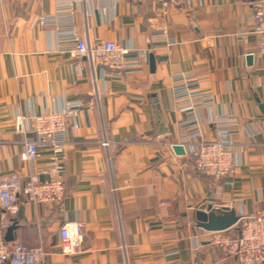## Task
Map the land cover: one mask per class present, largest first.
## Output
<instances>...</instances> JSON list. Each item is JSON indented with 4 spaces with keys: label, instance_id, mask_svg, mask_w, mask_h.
Masks as SVG:
<instances>
[{
    "label": "crops",
    "instance_id": "0c3cea01",
    "mask_svg": "<svg viewBox=\"0 0 264 264\" xmlns=\"http://www.w3.org/2000/svg\"><path fill=\"white\" fill-rule=\"evenodd\" d=\"M70 1L0 0V177L19 172L26 181L50 166L48 148L31 163L22 159L25 141L35 136L18 131V116L82 103L64 150L63 206L20 195L5 240L42 246L44 264H214L223 253L197 226L196 210L213 204L244 216L264 209V57L250 19L258 0H192L189 8L185 0H167L168 6L164 0H78L81 37L142 54L140 66L120 73L57 48L56 25L39 18ZM183 72L196 74L215 95V104L197 115L206 140L217 136V116L234 119L237 165L218 182L199 173L188 153L174 150L190 129L191 118L172 92ZM75 222L84 223L83 242L65 254L60 231Z\"/></svg>",
    "mask_w": 264,
    "mask_h": 264
},
{
    "label": "built area",
    "instance_id": "2783aa9c",
    "mask_svg": "<svg viewBox=\"0 0 264 264\" xmlns=\"http://www.w3.org/2000/svg\"><path fill=\"white\" fill-rule=\"evenodd\" d=\"M71 0L65 8H59L52 16L42 15V25H56L58 30L57 48L71 49L80 58H87L93 67L100 66L105 73H120L141 65L142 54H135L133 48L120 46L114 41L99 40L89 42L80 36L76 25V9ZM192 0H185L190 7ZM168 6L169 1L164 0ZM66 16V17H63ZM195 19V14H192ZM250 19L254 30L260 37L259 53L264 57V0L252 5ZM166 35L167 31L164 30ZM78 75L83 73L81 62L76 63ZM173 99L176 106L186 112L190 120V129L181 143L195 164L196 170L211 178L214 182L230 176L236 168L237 142L233 138L231 126L234 119L222 115L215 118L217 136L206 140L198 121L202 109H210L216 102L210 90L201 87L194 73L176 74L173 86ZM82 106L79 101H66L62 109L52 110L40 115H20L16 119L19 132L32 133L35 138L25 141V150L21 157L33 162L40 156L41 149L51 150L50 166L46 170L32 172L28 180H23L19 172L0 177V203L2 220L0 221V264H44L46 250L42 246L29 247L20 243L9 244L4 237L6 229L13 224L12 215L17 212V201L22 195L26 202L62 207L67 194L64 180L65 147L68 141L69 127ZM108 145V142H104ZM47 175V178H43ZM84 223L65 224L61 231V250L65 254L76 252L83 242ZM207 241L222 251L223 257L214 264H264V209L253 214L241 216L237 226L225 231H206Z\"/></svg>",
    "mask_w": 264,
    "mask_h": 264
},
{
    "label": "water",
    "instance_id": "95a60500",
    "mask_svg": "<svg viewBox=\"0 0 264 264\" xmlns=\"http://www.w3.org/2000/svg\"><path fill=\"white\" fill-rule=\"evenodd\" d=\"M248 62L251 63L253 56H248ZM150 66L155 69L154 55L150 56ZM260 103V101H259ZM261 112L264 114V104H259ZM174 150L178 154H185V148L182 144H175ZM197 226L206 231H225L229 230L239 223L241 216L237 214L234 208L215 207L213 204H203L195 212Z\"/></svg>",
    "mask_w": 264,
    "mask_h": 264
}]
</instances>
